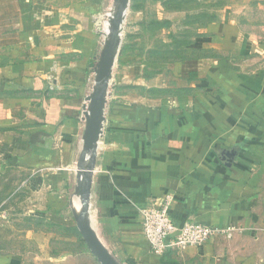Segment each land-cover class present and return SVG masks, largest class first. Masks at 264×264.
Masks as SVG:
<instances>
[{
  "label": "crops",
  "instance_id": "0c3cea01",
  "mask_svg": "<svg viewBox=\"0 0 264 264\" xmlns=\"http://www.w3.org/2000/svg\"><path fill=\"white\" fill-rule=\"evenodd\" d=\"M115 7V0H0V216L16 204L13 195L25 193L27 217L72 231L58 237L63 242L83 240L75 221L83 114ZM191 49L198 55L168 64L134 67L125 57L121 83L117 58L113 65L88 214L116 264H257L251 241L264 190V0L221 10ZM163 201L176 227L237 230L231 239L156 256L139 210ZM54 238L43 234L39 264L82 256L99 264L89 251L44 254ZM24 254L0 246V264H26Z\"/></svg>",
  "mask_w": 264,
  "mask_h": 264
},
{
  "label": "rangeland",
  "instance_id": "374dc122",
  "mask_svg": "<svg viewBox=\"0 0 264 264\" xmlns=\"http://www.w3.org/2000/svg\"><path fill=\"white\" fill-rule=\"evenodd\" d=\"M235 3L237 4V0H131L121 21L115 76H120V83L122 80L127 81V77L122 79L128 71L127 67L122 65L125 57H129L133 62L131 65L137 67L138 63L143 61L168 64L175 59L197 56L195 50L186 52V48L193 45L195 39L201 36L202 28L213 22L221 10ZM254 11L256 12L253 14ZM262 12L257 8L251 10L256 17L262 16ZM4 193L3 191V199ZM26 197L25 193L18 192L12 196L11 201L16 204L2 207L0 246L3 250L23 255L24 251H27L30 261L26 264H34L33 258H37L39 264L43 234L52 233L55 240L44 253L46 255L52 256L61 250L72 251L73 255L89 251L83 240L80 244L58 240V237L73 236L72 231L54 227L35 217H27V209L21 204ZM258 201L259 228L251 245L257 251L253 261L264 264V190L259 191ZM34 243L39 247V253L35 250ZM78 259V262L70 264H95L93 258L82 256Z\"/></svg>",
  "mask_w": 264,
  "mask_h": 264
},
{
  "label": "water",
  "instance_id": "95a60500",
  "mask_svg": "<svg viewBox=\"0 0 264 264\" xmlns=\"http://www.w3.org/2000/svg\"><path fill=\"white\" fill-rule=\"evenodd\" d=\"M116 7L109 20L110 28L95 68V86L86 98L87 108L84 111L85 131L83 134V152L78 166L82 176L78 181L77 193L82 206L75 215L76 227L89 252L99 264H116L96 238L88 214V197L90 192L89 173L96 160V146L101 135L102 123L105 121L104 109L109 84V77L118 55L120 45L121 21L126 12L129 0H115ZM229 155L231 151L226 152Z\"/></svg>",
  "mask_w": 264,
  "mask_h": 264
},
{
  "label": "built area",
  "instance_id": "2783aa9c",
  "mask_svg": "<svg viewBox=\"0 0 264 264\" xmlns=\"http://www.w3.org/2000/svg\"><path fill=\"white\" fill-rule=\"evenodd\" d=\"M107 16L111 18L112 14L108 13ZM139 214L142 233L150 251L156 256H162L168 251L180 252L189 247H197L216 238L231 239L237 230L233 227L218 228L190 222L176 227L168 214V201L146 205L139 210Z\"/></svg>",
  "mask_w": 264,
  "mask_h": 264
},
{
  "label": "bare ground",
  "instance_id": "6f19581e",
  "mask_svg": "<svg viewBox=\"0 0 264 264\" xmlns=\"http://www.w3.org/2000/svg\"><path fill=\"white\" fill-rule=\"evenodd\" d=\"M107 25H108V24H107ZM108 28H109V27L107 26V29H106V31H105V32H108Z\"/></svg>",
  "mask_w": 264,
  "mask_h": 264
},
{
  "label": "trees",
  "instance_id": "16d2710c",
  "mask_svg": "<svg viewBox=\"0 0 264 264\" xmlns=\"http://www.w3.org/2000/svg\"><path fill=\"white\" fill-rule=\"evenodd\" d=\"M166 253H167V252H166ZM164 254H165V253H164ZM164 254H163V255H164Z\"/></svg>",
  "mask_w": 264,
  "mask_h": 264
}]
</instances>
